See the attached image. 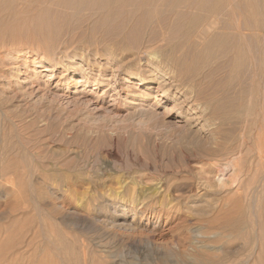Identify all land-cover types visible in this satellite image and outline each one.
Instances as JSON below:
<instances>
[{
    "label": "rangeland",
    "instance_id": "obj_1",
    "mask_svg": "<svg viewBox=\"0 0 264 264\" xmlns=\"http://www.w3.org/2000/svg\"><path fill=\"white\" fill-rule=\"evenodd\" d=\"M74 6L75 0H0V165L14 162L16 168L24 167L0 176V231L13 238L4 245L9 247L16 241L15 249L24 255L7 264H49L56 256L62 264L69 257L78 259L84 253L95 264L140 262L144 258L170 263L179 259L181 251L174 245L178 241L185 245L181 246L183 251L195 249L200 253L204 250L199 248L203 241L217 240L219 244H214L221 246L218 252L238 254L246 232H250L242 228V219H248L258 207L256 216L254 213L249 217L260 221L257 229L261 236L264 234V160L260 161L256 151L252 155L256 158L252 162L255 167L250 165L240 187L234 183L225 187L221 178L226 181L234 169L229 167L219 175L214 163L227 159L226 156L220 158L222 153H213L214 148L207 143L209 135L178 126L175 115L166 114L164 109L158 115L142 106L108 110L111 98L95 105L90 101L92 93L75 95L68 90H41L30 85L21 91L5 88L10 72L6 68L13 55L32 50L39 59H45L52 55H79L87 46L93 48L88 40L92 36L100 38L98 30H94L95 20L91 12L75 13ZM15 11L21 12L22 17H13ZM261 107L259 123L263 125L256 129L260 128L263 136L264 102ZM205 146L211 152H202ZM242 189H246L245 194ZM243 195L246 197L241 198ZM135 209L147 210L134 216ZM245 212L249 214L245 216ZM22 224L29 232L20 236L16 232ZM28 228L36 234L32 231V235ZM35 235L37 238L32 239ZM30 240L32 244L28 245ZM60 251L66 252L65 256ZM31 253L35 254V262Z\"/></svg>",
    "mask_w": 264,
    "mask_h": 264
},
{
    "label": "bare ground",
    "instance_id": "obj_2",
    "mask_svg": "<svg viewBox=\"0 0 264 264\" xmlns=\"http://www.w3.org/2000/svg\"><path fill=\"white\" fill-rule=\"evenodd\" d=\"M75 3V13L91 12V16L95 20L94 30H98L100 38L89 37L90 40L88 42L93 44V48L87 46V49L79 51V55L69 54L64 57L52 55L45 59H39L37 57L39 54L32 50L13 55L11 57L12 61L9 62L7 68L5 67L6 70L10 71L7 78L8 84L5 88L20 90V88L30 85L36 86L41 90L45 88L48 90L53 89L54 91L68 90L75 95L92 93L90 101L95 105H98L104 98H111L113 102L108 103V106H110L108 110L126 108V106H131L132 108L142 106L150 114L158 115L157 113H159L160 109H164L166 114L175 115L178 119L177 121L183 123L179 124L177 122L178 126L193 128L197 134L204 133L209 135L210 141L207 143L214 148L213 153L214 151H219L222 153V155L220 154L221 156L218 154L220 158L223 155L226 156L227 159H222L223 161L219 160L216 162L214 160L216 162L214 163L215 171L218 174H225L226 169L229 167L234 169V173L232 170L230 171L233 173H231V176L225 177L226 181L220 177L222 179L220 181L225 184V187L227 184H229L227 186L232 185V183L240 185L241 180L244 179L243 177L250 171V165L254 166V163H252L255 157V155L252 157L255 154L254 151H256L257 157L261 159L260 161L264 160V143L263 146L260 144L262 143L260 141L261 137L264 138V135L261 136L263 133H260L262 132L261 125L263 124L259 123L262 114L261 106L264 102V0H75ZM4 9L8 10V7ZM10 9L11 7L9 6ZM21 12H13V17L19 16L20 18ZM11 15L9 16L11 17ZM13 17L11 18L14 20ZM2 36L5 37L6 35ZM16 91L14 93L17 94ZM0 112L2 114L3 111ZM258 125L261 128L258 129L260 131L256 129ZM206 138L208 139V137ZM210 149V147L205 146L202 152L209 153L212 150ZM256 161L259 160L257 159ZM12 164L15 163L12 162ZM12 164L8 162L7 165H0V176L10 175L24 168L18 167L19 170L17 171L18 168ZM254 169H256L254 172H258L257 168ZM227 173L229 172L227 171ZM253 174L255 177L260 176L256 175V173ZM250 181L252 182V180ZM249 182L248 184L250 185ZM248 184L246 185L248 186ZM252 184L251 186L253 187ZM246 189L245 192L243 189L241 190L244 192L243 194L246 193ZM233 197L235 198V195ZM245 197L244 195L243 197L241 196V198ZM259 200L256 199L255 201L259 202ZM248 201L251 202V200ZM252 202H254V199ZM256 204L253 203L254 206ZM258 209L259 207L256 208V212L251 214L254 215L255 213L254 216H256ZM146 210L135 209L134 216L138 212L144 214ZM239 211L238 213H240ZM247 213L245 212V216ZM251 214L248 215L250 220L243 215L245 218L244 220L242 219V222L245 221V223L242 228H247L246 230L252 232H249L250 234L246 232L248 235L246 234V239L242 240L244 242L240 249L238 248L240 251L235 254L236 256L232 254L230 256V254L226 253L228 251L225 250V252L223 249L221 250L223 252H218L221 246H217L218 242L215 236H213L214 238L210 236L216 240H213L214 243H217L214 244L211 242L212 240L210 242L205 240L201 245L198 243L200 245L199 248L204 249L200 253L196 252L195 249L192 251L185 249L183 251L181 246L185 247V245L181 244L182 241L180 243L178 241L174 245L181 251L179 259L176 261L172 260L170 263L167 261H150L149 258H144V261L140 262H125L121 260L118 264H264V252L262 249L264 244L262 236L264 234L261 236L257 229V225H259L257 221L259 220L254 216L250 218L252 217ZM133 221L134 219H132ZM119 222L116 221L117 224H122ZM211 224L213 223L211 222ZM4 227H7V230L10 229H8L9 226L4 225ZM10 227L12 228V226ZM18 227V232L16 233L20 236H23L26 231L29 232L24 230L25 226L23 224L21 228ZM237 227H239V224ZM28 229L31 230V228ZM260 229L263 228L260 227ZM33 230H31V233ZM233 233L235 234V232ZM27 234L25 235L27 236ZM44 234L42 237L45 236ZM225 234L223 233V235ZM10 237L13 239L11 234L6 233L5 235V233L0 231V264L15 262L24 256L22 255L23 253L20 256L19 251L21 250L15 249L16 241L13 240L14 244L11 243L13 245L9 247L5 246L6 243L4 245V242H7ZM36 238L35 235V238L33 237L32 239ZM18 239H23V237H18ZM47 239L43 241L47 242ZM23 241L25 242V240ZM30 244H32L31 240L28 245ZM56 244L58 245L57 242ZM46 250L48 251V248ZM213 250H217V253L207 252H213ZM82 251L86 252L85 248ZM109 251H111L110 248ZM46 253L47 256L51 255L50 252ZM38 254H36L37 258L39 257ZM59 254L57 253V255ZM33 255L35 256V254ZM114 256L112 255V258L116 257ZM146 256L148 257V254ZM33 258L35 262V257ZM56 258L58 257L56 256ZM56 258L49 264H59L58 260L60 258L58 260ZM27 259L29 258L27 257ZM62 264L95 263H92L84 253L78 259L77 256L69 257Z\"/></svg>",
    "mask_w": 264,
    "mask_h": 264
}]
</instances>
